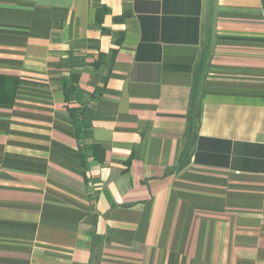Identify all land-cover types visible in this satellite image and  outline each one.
Wrapping results in <instances>:
<instances>
[{
	"label": "crops",
	"instance_id": "obj_1",
	"mask_svg": "<svg viewBox=\"0 0 264 264\" xmlns=\"http://www.w3.org/2000/svg\"><path fill=\"white\" fill-rule=\"evenodd\" d=\"M0 264H264V0H0Z\"/></svg>",
	"mask_w": 264,
	"mask_h": 264
},
{
	"label": "trees",
	"instance_id": "obj_2",
	"mask_svg": "<svg viewBox=\"0 0 264 264\" xmlns=\"http://www.w3.org/2000/svg\"><path fill=\"white\" fill-rule=\"evenodd\" d=\"M195 124V123H194Z\"/></svg>",
	"mask_w": 264,
	"mask_h": 264
}]
</instances>
